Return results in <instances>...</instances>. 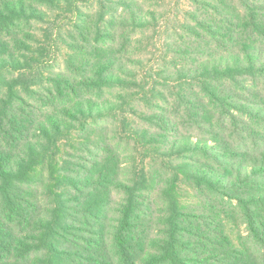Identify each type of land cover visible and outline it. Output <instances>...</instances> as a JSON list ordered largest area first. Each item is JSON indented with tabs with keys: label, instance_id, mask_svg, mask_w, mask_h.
<instances>
[{
	"label": "trees",
	"instance_id": "obj_1",
	"mask_svg": "<svg viewBox=\"0 0 264 264\" xmlns=\"http://www.w3.org/2000/svg\"><path fill=\"white\" fill-rule=\"evenodd\" d=\"M0 264H264V0H0Z\"/></svg>",
	"mask_w": 264,
	"mask_h": 264
}]
</instances>
